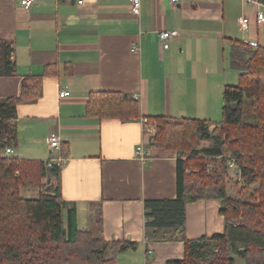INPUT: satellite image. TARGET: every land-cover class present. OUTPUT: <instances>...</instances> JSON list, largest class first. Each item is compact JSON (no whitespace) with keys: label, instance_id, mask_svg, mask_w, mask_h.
I'll use <instances>...</instances> for the list:
<instances>
[{"label":"crops","instance_id":"crops-1","mask_svg":"<svg viewBox=\"0 0 264 264\" xmlns=\"http://www.w3.org/2000/svg\"><path fill=\"white\" fill-rule=\"evenodd\" d=\"M252 1L140 0L135 16L130 0H35L28 11L18 0H0V99L18 98L25 76H41L38 97L16 106L17 144L4 152L44 165L38 185L21 188L20 196L37 199L49 193L46 187L55 178L45 164L51 156L46 137L55 132L66 231L95 233L100 217L105 241L138 244L119 253L117 264H165L183 258L181 240L145 239L143 202L176 196L180 153L154 146L140 118L216 123L222 90L232 85L233 76L237 79L232 52L247 56L248 49L264 46V24L256 22L260 7ZM239 17L248 18L246 27L241 28ZM161 30L179 32L168 49L155 37ZM53 64L58 73L45 74V67ZM64 88L69 94L59 97ZM95 91L131 94L139 102L138 117L121 121L86 115L88 95ZM200 143L197 148L211 141ZM140 144L145 161L136 154ZM219 209L220 201L213 198L187 202L186 237L223 232Z\"/></svg>","mask_w":264,"mask_h":264},{"label":"trees","instance_id":"trees-1","mask_svg":"<svg viewBox=\"0 0 264 264\" xmlns=\"http://www.w3.org/2000/svg\"><path fill=\"white\" fill-rule=\"evenodd\" d=\"M246 55L234 50L230 56L231 66L238 71L237 83L222 90L220 121L147 117L155 125L152 144L180 153L176 196L143 202L145 239H178L184 244L183 258L165 264H233V256L244 264H264V46L255 45ZM5 57L3 54L4 63ZM64 71L71 74V66H65ZM44 73L57 74V64L46 66ZM40 86L41 76L28 75L18 98L0 99V264H117L118 254L135 249L137 242L105 241L100 217L95 233L66 231L58 166L48 168L56 179L52 193L40 194L37 199L20 196L21 188L38 185L44 165L4 152L17 144V104L36 99ZM85 112L97 119L128 121L138 117L139 102L129 93L95 91L88 95ZM202 141L211 144L197 148ZM225 155L235 159L245 184L259 182L257 200L239 201L227 195L226 165L206 172L208 162L216 157H223L224 162ZM211 198L220 201L223 232L188 239L185 204Z\"/></svg>","mask_w":264,"mask_h":264},{"label":"built area","instance_id":"built-area-1","mask_svg":"<svg viewBox=\"0 0 264 264\" xmlns=\"http://www.w3.org/2000/svg\"><path fill=\"white\" fill-rule=\"evenodd\" d=\"M76 1L78 4L82 3V0H76ZM178 1L179 0H169V2L173 4H175ZM245 1L247 3L253 2L252 0H245ZM34 2L35 0H18L19 7L24 11H28ZM255 3L260 7V9L256 12V22L260 24H264V10L262 9L264 8V3L261 2L260 0H255ZM129 9L133 15L138 16L140 13V0H130ZM238 21L241 28L246 27L248 24L247 17H239ZM178 35L179 32L177 30H161L156 32L155 37L160 42L161 47L163 49H168L170 42L173 39L177 38ZM132 48L135 50L138 49V46L134 45ZM68 94L69 92L66 88L60 89L58 92L59 97H64L67 96ZM140 123L142 124L143 133L148 134L151 137L155 131V125L152 124L146 116L140 118ZM46 143L51 152V156L45 161L47 168H50L53 165L59 167L62 162V158L58 154L59 144H60L58 134L55 132H50L46 137ZM9 151L10 148L5 149V153H8ZM136 154L140 161L146 160L142 144H140L137 147ZM233 165H234L233 163L229 164L230 167H232ZM150 254L151 251L147 250L146 255L148 256Z\"/></svg>","mask_w":264,"mask_h":264},{"label":"rangeland","instance_id":"rangeland-1","mask_svg":"<svg viewBox=\"0 0 264 264\" xmlns=\"http://www.w3.org/2000/svg\"><path fill=\"white\" fill-rule=\"evenodd\" d=\"M237 79L233 76L231 79L232 85L236 84ZM247 113V111H246ZM247 116H249L247 114ZM216 122L221 120V110L218 112L216 116ZM213 123V122H212ZM201 143L197 145L200 146ZM202 146H205V143L202 144ZM230 163H233L234 165L232 167L229 166ZM223 164L227 167V179H226V191L227 195L232 197L235 200H243L247 202H253L254 200H257L258 194L256 193V190L259 187V182L256 181L252 184H245L244 178L241 176L239 166L237 165L235 159L231 155H225V159L223 162V157H216L213 161H210L206 164V172L210 174L214 169H219V166ZM55 178V177H54ZM56 185V179L53 180L52 186H47L46 189L48 191L53 192V188ZM217 252V251H216ZM234 257V264H244L243 259L233 256Z\"/></svg>","mask_w":264,"mask_h":264}]
</instances>
